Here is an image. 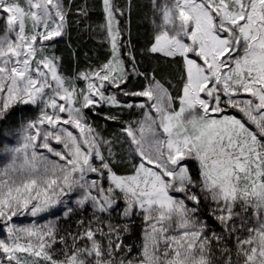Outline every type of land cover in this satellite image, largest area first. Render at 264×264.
<instances>
[{
    "label": "snow or ice",
    "instance_id": "1",
    "mask_svg": "<svg viewBox=\"0 0 264 264\" xmlns=\"http://www.w3.org/2000/svg\"><path fill=\"white\" fill-rule=\"evenodd\" d=\"M134 7L0 0V264H264V0Z\"/></svg>",
    "mask_w": 264,
    "mask_h": 264
},
{
    "label": "trees",
    "instance_id": "2",
    "mask_svg": "<svg viewBox=\"0 0 264 264\" xmlns=\"http://www.w3.org/2000/svg\"><path fill=\"white\" fill-rule=\"evenodd\" d=\"M135 7L133 9L132 17H131V31H132V40L133 43L138 48H143L149 39L151 38V26L149 23V10L148 3H141L140 0H134ZM147 4V5H146ZM102 17L97 13L93 15L90 23L94 24L95 21L101 19ZM100 40L97 37L96 32H91L89 30H84L82 28H78L76 25H73L70 28L68 37L61 40V42L57 45L58 54L64 57V65L66 71H73L77 66L82 67L85 63L84 61V53L87 52L90 57L103 59L106 46L102 45ZM76 50L79 53L78 64L73 61L72 52ZM143 59V57H140ZM145 67H150L148 61L144 62ZM161 69L165 75L174 74V70L162 64ZM133 86H138V82H133ZM31 112H29L30 114ZM21 111L19 108L14 110V112L9 117V122L13 119H18L21 115ZM102 123V121H101ZM3 122L0 121V126H2ZM109 131L112 129L111 125H109Z\"/></svg>",
    "mask_w": 264,
    "mask_h": 264
},
{
    "label": "rangeland",
    "instance_id": "3",
    "mask_svg": "<svg viewBox=\"0 0 264 264\" xmlns=\"http://www.w3.org/2000/svg\"><path fill=\"white\" fill-rule=\"evenodd\" d=\"M141 1V3L143 4V3H148V0H140ZM147 5V4H146ZM148 10H149V8H148ZM150 11H149V23H150ZM100 23H102V18L101 19H99V20H97V21H95V23L93 24V26H95L96 24H100ZM150 26H151V23H150ZM151 32H152V29H151ZM96 34H97V37H98V39L99 40H101L102 39V36H101V34L99 33V31L97 30L96 31ZM31 114V113H30ZM101 122V121H100ZM110 127V126H109ZM111 127H112V129H110V131L111 130H113V128H114V125H111ZM0 162H5V161H0ZM48 218H52V217H48ZM30 219L31 218H22V222H24V223H28V222H30ZM37 220L39 221V222H43L42 220H40V218L38 217L37 218ZM0 234H2V233H0Z\"/></svg>",
    "mask_w": 264,
    "mask_h": 264
}]
</instances>
